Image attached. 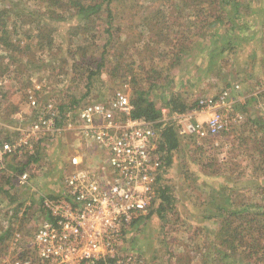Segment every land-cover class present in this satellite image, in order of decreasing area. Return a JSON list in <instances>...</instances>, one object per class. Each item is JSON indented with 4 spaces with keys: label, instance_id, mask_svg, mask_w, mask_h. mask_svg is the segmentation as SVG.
<instances>
[{
    "label": "rangeland",
    "instance_id": "1",
    "mask_svg": "<svg viewBox=\"0 0 264 264\" xmlns=\"http://www.w3.org/2000/svg\"><path fill=\"white\" fill-rule=\"evenodd\" d=\"M169 1L172 6L176 3L182 7L181 0ZM240 1L243 7L248 3L254 5V1L257 2V0ZM9 3L8 0H0V5H7L6 7L11 8L13 13L10 26L18 32V36L12 35L13 41L16 43L19 38H22L23 44L28 43L33 51L31 50L30 54L32 66L30 68L7 60L11 64L6 68L4 75L10 78L12 86H9L6 91H0V123L3 127H7V131L4 128L1 134L18 138L20 130L28 128L35 122L36 112L30 106V92H34L41 102L52 100L57 105H67L77 101L80 105H84L92 101L108 100L117 89H125L131 94L130 86H133L130 79L132 77H136L145 89H149V83L158 77V73H161L160 88H151L150 96L157 107L162 109V121L176 126L181 141L180 147L173 154L171 166L163 173L162 181V185L168 186L173 193L174 204L171 210L168 209L164 213V216H159L157 199L148 216L136 222L128 233L124 254L134 253L140 256L145 264H212L216 262L217 256H222L225 251L222 241L217 237L223 221L221 215L224 211L221 209L225 208V205L229 207L230 204L233 205L232 207L236 205L240 208L242 205H264V128L252 122L257 120L264 122V115L259 105L245 104V96H250L252 93L245 86V84L248 85L246 75L254 70V64L249 63L250 58L244 59L240 56L238 64L245 62L243 67L246 69L240 71L238 68L239 72L234 69L233 77L225 83L232 87L235 84L241 85L242 90L239 93H233V96L235 100L241 99L243 106L246 105L242 112L247 114L249 120L238 125L233 133L218 139L202 140L196 137H182L173 115L164 109L165 99H169L170 94L176 92L184 101L192 105L201 98L215 97L226 88V86H219V78L214 75L208 82L200 85L198 84L200 80L194 79V76L190 77L195 72L198 73L195 76L201 75L200 70L196 71V67L201 63L200 58L196 60L198 56L182 59L179 63L174 56L178 46L174 53H168L169 56L166 59L165 54L157 47L161 41L175 37L173 29L186 31L189 29L187 26H190V17L188 20L185 19L186 21L183 20L188 14L186 9L182 11V17H180L178 13L173 12L176 10L170 11L167 6L168 1L163 0H124L117 5L111 30L114 36L112 44L114 49L111 50L112 60L110 59L109 64L115 65L120 61L130 66L132 73L126 72L128 75L126 74L127 80H125L122 76L111 77L104 70L101 74L93 76L88 86V73L84 72V65L78 68V71L73 70L71 66L73 57L67 50L70 45H73V49L87 45L90 47L91 54L93 46L89 43L94 42L95 39L98 44L105 43L107 37L105 19L97 20L86 39L72 37L69 34V25L74 24L72 20L54 22V29H56L54 45L60 46L62 50L55 55V60L47 49L38 52V41L35 38L37 34L33 33L35 25L28 26L26 17L14 16L16 13L23 15L24 12L27 13L26 10L35 12L36 2L16 0L13 4L9 5ZM156 9L164 15V21L161 23L164 34L159 35L160 42L153 46V41L158 38L153 37V32L151 33L150 29L143 26L142 20L146 14H151ZM260 10L259 8L257 11L260 12ZM233 15L235 12L231 11L230 17ZM259 19L263 22L264 16ZM29 30L33 31L31 39H28L26 35ZM206 35L208 34L199 38L201 42L197 45L198 51L202 52V47L208 43L209 39ZM167 46L163 43L162 48H166L165 51L173 49L172 46ZM79 52V55L74 57L76 61L80 60ZM248 53L255 55L253 51ZM231 57H227L224 61L227 71L232 69ZM255 72L254 76L261 79L257 83L258 87L254 89L260 93L255 103L260 101V104L264 102V71L259 74ZM192 79L197 83L194 81L191 83ZM37 85L41 88L34 89ZM231 86L228 87L232 88ZM193 120L197 119L193 118ZM59 127L60 132L39 143L38 152L34 156L37 161L26 170L29 175L28 184L20 185L16 180L18 177L16 181L14 180L15 186L10 190V196L14 202L0 192V231L3 233L8 231L11 234L7 242L0 245V264H8L12 256L18 253H21L23 257L30 256L29 241L33 238L41 221L48 217L41 207L42 199L43 197L59 198L63 195L65 178L73 171L69 167L71 157L76 155L83 157L85 167L103 163L102 151L94 143L75 130L68 129V124L65 122H61ZM17 163L18 160L12 159L7 166L18 167ZM11 175L14 177L19 173L7 169L0 174L2 188L9 189L6 178ZM17 235L21 236V241L18 243L15 242ZM226 262L234 264L231 260Z\"/></svg>",
    "mask_w": 264,
    "mask_h": 264
},
{
    "label": "built area",
    "instance_id": "2",
    "mask_svg": "<svg viewBox=\"0 0 264 264\" xmlns=\"http://www.w3.org/2000/svg\"><path fill=\"white\" fill-rule=\"evenodd\" d=\"M9 86L10 78L0 77V91ZM241 90L235 84L215 97L199 99L189 113H174L182 137L218 139L233 133L248 120L241 99L233 96ZM33 93L29 102L36 112L35 122L20 130L18 138L0 132V172L7 171L12 159L20 163L36 156L39 143L61 131V122L94 143L104 158L103 163L87 167L83 157L70 158L74 168L65 178L63 195L42 199L48 217L29 241L30 256L18 253L8 264H145L140 256L124 251L128 233L157 200L165 171L162 128L167 124L161 121L163 126L156 127V122L134 119L125 89H117L103 102L65 112L55 101L41 102ZM260 108L264 113V102ZM198 114H207V119L194 121ZM17 177L20 185L28 184V173ZM20 241L17 235L15 242Z\"/></svg>",
    "mask_w": 264,
    "mask_h": 264
},
{
    "label": "trees",
    "instance_id": "3",
    "mask_svg": "<svg viewBox=\"0 0 264 264\" xmlns=\"http://www.w3.org/2000/svg\"><path fill=\"white\" fill-rule=\"evenodd\" d=\"M8 1H10L11 4L16 2V0ZM34 1L36 2L37 9L35 12H28L26 10L27 13H25L22 9L24 12L23 15L16 13L14 16L18 18L21 16L26 17L28 18L26 19L29 23L28 26L31 24L33 26L35 25L34 32L29 30L26 35H28V39H31L32 32L37 34L35 38L38 41V52L47 49L49 53L51 52L55 60V55L58 51L62 52L60 46L54 45V35L56 33L54 22L72 20L74 24L69 25V34L72 37L86 39L88 37L87 34L93 30L92 27L96 24L97 20L104 18L107 26L105 30L107 33L105 43L98 44L96 39L94 42L89 43V45L93 46V52L91 54L90 47L85 45L86 41L84 44L85 47L78 46L77 49H73V45H70L67 51H69L68 53L73 57V65L71 66L73 70L78 71V68L84 65V72L88 73V86L90 85L92 77L101 74L104 70H106L111 77L116 78L122 76L123 79L127 80L126 74H130L132 71L130 66L124 65L120 61L115 63V65L110 66L109 64L111 62L110 59L112 60L111 50L114 49L112 45L114 36L111 30L115 21V11L118 8L117 5L123 3L124 0ZM163 1H168L167 6L169 10H176L173 12L178 13L180 17H182V11L186 9L188 14L183 20H188V17L191 19L190 26H187L189 28L187 31L184 29H173L175 31V37H170L164 42L161 41V43L159 35L164 34L161 28V23L164 21L163 13L156 9L153 10L151 14H146V17L144 16L145 18L142 20L143 26L150 29L151 31H149L151 33L153 32V37L155 36L158 38L156 41H153V46L160 42L157 47L165 54V59L168 58V53H174V50L178 46L174 56L179 63L182 59L193 58L195 56H198L196 60L200 58L205 61V59L207 60L208 58L210 62L213 59L217 61L221 55L223 56L233 52L232 44L234 38L222 35L226 33L229 34L228 36H231V34H245V37L252 39H256L258 35L260 36L262 34L264 38V21L261 22L259 19V17L264 16V0L254 1V5L252 3L245 4L246 6L244 7L240 0H181L182 7L176 3L172 6L169 0ZM6 6L7 5H0V51H2L0 54V77L5 76V70H7L6 68L11 64L8 63L7 60H11L15 64L20 63L21 66L27 68L32 67L30 64V54L33 50L28 43L27 45L23 44L22 38H19L17 42L14 43V36L12 35L15 34L18 36V32L10 26V19L13 13L11 8H7L8 6ZM259 8L261 9L260 12L257 11ZM231 11L235 12V15L232 17H230ZM179 16L177 17L179 18ZM206 33L208 34L206 35L209 39L208 41L212 42L215 46V51L211 56H206V50L210 48L209 44L207 45L205 43L202 47V52L198 51L199 47L197 45L201 42L199 38H202ZM83 34L85 35L80 36ZM222 36H225V41L222 39ZM174 40L175 43H173ZM163 43H166L168 45L167 47L172 46L173 49L165 51L166 48H162ZM55 48L57 52L54 51ZM78 51H80L81 57L79 61H76L74 57L79 55ZM261 62L264 66V57ZM86 65L87 67H85ZM222 67L221 65L213 63L211 68L212 73L215 76H220L219 73L223 70ZM119 73L121 74L118 75ZM160 77L161 73H158V77L149 83V89H145L142 82L136 77L130 79V83H132L133 86H130L131 102L134 106L132 117L134 119H145L150 122H156V127L163 126V122H161L163 113L162 109L158 108L156 102L151 98L150 89L155 87L160 88V80L162 81ZM226 88L230 87L227 86ZM165 102L164 109L172 115L174 113L185 114L191 111L196 104H188L176 92L171 93L169 99H165ZM79 105L77 101H74L67 105H59V109L65 112ZM245 107L246 106H243L242 109H245ZM262 114L264 115V113ZM252 122H255V124L262 129L264 128V122L261 120ZM180 143V137L178 136L174 124H167L162 128L161 151L164 153L165 170L171 166L173 154L180 147ZM36 161V158L31 157L24 163H17L19 164L18 167H13L12 171L19 173V175L26 173V170ZM1 173L2 172H0V174ZM19 175H14V179ZM8 186L9 189L0 186V192L6 197H10V200L14 202V199H11L12 196H10V190L15 186L14 180H9ZM157 199L159 201L157 213L159 216H164V213H166L168 209L171 210L173 208L174 195L168 186L161 185L157 192ZM232 206L231 204L229 207L225 205V208L221 209L224 211V214L221 215L223 221L217 237L222 241L225 251H223L222 256H217L218 260L212 264H227L226 260H231L234 264H264V205H242V208L236 205H234V207ZM8 230H10V228ZM10 235L8 231L0 233V245L7 242Z\"/></svg>",
    "mask_w": 264,
    "mask_h": 264
},
{
    "label": "crops",
    "instance_id": "4",
    "mask_svg": "<svg viewBox=\"0 0 264 264\" xmlns=\"http://www.w3.org/2000/svg\"><path fill=\"white\" fill-rule=\"evenodd\" d=\"M222 35H225L227 37H233V44H232V48H233V52L229 53V54H226V55H221L217 61H215V59H213L211 62H210V59L208 61V58L207 60L205 59L202 60L201 59V63L198 67H196V71L200 70L199 72L201 73L200 76H195V74L197 72H195L194 74H191L190 77L192 78L194 76V79L196 80H200V83H198L199 85L202 84L203 82L206 83L208 82V80L213 77V73H212V64L215 63L216 65H221L222 67V71H220L219 75L220 76H217L219 79V86H231V85H228V84H225L227 82V80H229L230 77H233V74H232V71L235 69L236 72H239L240 71H244L246 68L243 67L245 62L244 63H241V64H238L239 61H240V56L244 57V59L246 58H250V61L249 63L251 62L253 65V71L249 74L246 75V79L248 80V85L245 84L246 88L251 91L252 93L250 94V96H245V99H246V105L249 106V105H259V108H260V104L258 101L257 103H255L256 100L259 99L260 97V93L259 91H255L254 89L256 87H258V84L261 79L259 80L256 76H254V73H256L255 71L259 73H261V71H264V66L262 65V58L264 57V54H263V49L264 47H262L264 45V38L262 36V34L259 36H257L256 39H252V38H247L245 37V34L241 35V34H236V35H233L231 34V36H228L229 34H222ZM264 35V34H263ZM225 36H222V39L225 41ZM210 45V48H208L206 51H207V54L206 56H211L213 54V52L215 51V46L213 45L212 42L208 41L207 45ZM251 46V47H249ZM263 48V49H262ZM254 52L255 55L253 53H248V52ZM229 56H232L230 58V61H231V64H232V69L230 71H227V67H225V64L223 63L227 57ZM252 60V61H251ZM208 61V62H207ZM228 62H229V59H228ZM249 63L247 65V67L249 66ZM257 63H259V67H257ZM228 65V63H227ZM263 66V67H262ZM239 68V70H238ZM229 72V73H228ZM235 72V71H233ZM241 73V72H240ZM198 74V73H197ZM230 74V75H229ZM238 74V73H237ZM229 75V76H228ZM215 76V75H214ZM192 81H194L195 83H197V81L195 80H191V83ZM247 82V81H246ZM12 86V85H11ZM245 102V101H244ZM245 105V106H246ZM190 112V111H189ZM187 112V113H189ZM207 114H198V115H194L193 118H196L198 121H204L207 119ZM0 126L3 127V124L0 123ZM0 127V132L5 128V130L7 131V127ZM70 168H74L71 166V164H69ZM8 167V166H7ZM13 167H8L9 170H11ZM6 173V172H4ZM2 179V177H1ZM7 180V186H8V181L9 180H15L13 175L10 176H7L6 178ZM17 180V179H16ZM15 180V181H16ZM11 182V181H10ZM6 189V188H5ZM61 192V188L59 190V193ZM42 207V206H41ZM22 213H24L22 211ZM0 233H3L2 231H0ZM13 257V256H12Z\"/></svg>",
    "mask_w": 264,
    "mask_h": 264
}]
</instances>
